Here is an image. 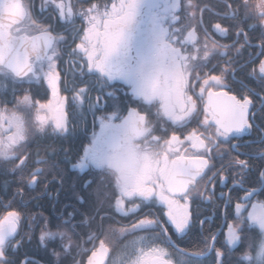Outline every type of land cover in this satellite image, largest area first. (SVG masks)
<instances>
[{
  "label": "snow or ice",
  "instance_id": "6c2138e0",
  "mask_svg": "<svg viewBox=\"0 0 264 264\" xmlns=\"http://www.w3.org/2000/svg\"><path fill=\"white\" fill-rule=\"evenodd\" d=\"M47 2L57 11V22L63 21L64 25L70 26L74 47L67 52L69 59L64 63L68 65V71L64 75L66 77L69 72L72 75V99L78 106L86 103L100 126L99 132L93 133L91 142L84 148L83 155L72 163V168L98 170L101 186L107 193L111 185L114 207L124 216L140 211L141 205L157 206L161 211V216L146 214L130 228L120 231L154 232L153 240L163 236L167 244L176 249L178 260L175 264H204L209 256L213 258L211 264H231L232 249L238 244L243 247L245 243L247 249L240 260L264 264V199L258 196L264 190V169L254 168L249 160L239 156L229 160V167H238L240 177L232 178L231 191L243 189L245 195L235 204V219L227 225L224 242L220 241L223 233L217 229L203 237V247L191 251L180 249L167 235L169 229L164 226L171 225L180 237L191 232L195 226L191 211L194 193L206 200H211L214 195L209 194L208 185L200 191L205 177L209 184H214L218 178L220 187L226 186L224 176L220 175L222 169L208 176L213 154L223 158L222 144L229 146V154L239 152L242 145L231 141L250 134L254 127L250 122L253 119L250 116L252 100L247 95L241 99L231 94V90L224 91L227 88L224 73L235 74L233 62L227 61L228 67L221 69L219 75L213 74L216 66L205 72L218 45L213 41L209 48L210 36L208 29L203 27V20L196 26L183 25V16L195 19L196 11L203 9L193 0H103L102 3L81 0L87 7L79 9L71 0ZM224 8L225 19L235 20L243 8L245 19L254 16L264 24V0H242L239 4L224 0ZM77 18L79 27L75 23ZM254 27L249 26L250 29ZM200 28L203 38L198 34ZM213 28L221 36L228 35L229 29L220 23ZM241 34L247 43V33L240 29L237 37ZM260 41L261 53H264V32ZM65 43V35L56 32L51 24L40 23L34 18V4L30 0H0V77L14 85L13 96L15 86L47 81L53 97H58L59 85L63 82V70L58 61L62 55L60 46ZM234 46L219 45V48ZM219 55H227V52L221 51ZM257 73L264 83V60L252 69V75ZM86 76H94L101 83L100 95L95 99L90 95L93 89L87 85L76 87V80L84 83ZM116 82L126 85L140 103L154 106L157 122L153 123L150 112H141L135 107L127 108L126 115L116 105L111 111L106 109L103 98L114 97V92H105L104 88H115ZM5 87L0 84V88ZM197 100L202 105V120L199 119L201 111ZM24 109H33L34 115L26 119ZM97 111L101 112L98 117ZM161 121L173 128L171 135ZM193 122L197 126L185 134L183 129ZM46 126L56 133L68 131L63 99H58L53 107L52 101L48 104L33 102L26 93L12 110L0 107V162L11 165L10 168L0 167V174L19 172L23 182L22 174L30 166V153L25 151L30 132L33 129L43 132ZM177 131L181 134L177 135ZM260 131L264 132V129ZM260 142L264 143V136ZM260 156L264 159V153ZM65 158L66 162H71L67 150ZM35 164L42 166L28 173L27 187L38 185L39 178L52 171H56L53 179L60 178L63 183L55 151L47 158H38ZM249 181L258 187L245 188ZM92 183L89 180L86 186ZM4 184L7 187L8 181ZM15 195L22 196L21 189L18 188ZM220 197L226 208L231 207V195L221 191ZM80 200L84 202L83 197ZM137 200L140 204L135 203ZM126 203L132 206L126 207ZM4 207L10 208L11 202ZM75 212L73 209L68 216L72 217ZM20 219L21 214L15 210L0 216V264H16L11 257L21 244L15 240ZM211 222L212 217L199 221L201 235L205 224ZM66 223H53L45 218L39 238L41 244H46L47 240L60 237L62 252L55 249L51 252L59 264H63L62 254L66 258L72 248ZM249 227L259 229L258 242L246 234ZM218 243L220 247L216 246ZM107 253L105 241L100 240L99 250L92 251L88 264H104ZM21 264H40V261L26 254ZM127 264H174V261L168 248L148 244L147 237L141 236L132 242Z\"/></svg>",
  "mask_w": 264,
  "mask_h": 264
},
{
  "label": "flooded vegetation",
  "instance_id": "af4514ba",
  "mask_svg": "<svg viewBox=\"0 0 264 264\" xmlns=\"http://www.w3.org/2000/svg\"><path fill=\"white\" fill-rule=\"evenodd\" d=\"M34 4V18L43 24H51L56 32H60L67 38V43L60 46L61 60L58 61L59 68L62 69L61 78L62 83L59 85L58 97H53L52 90L49 88L47 81H34L32 83H24L22 86H15L16 92L13 96L11 90L12 110L16 102L27 93L31 96L32 101H38L40 104H48L52 101L53 107L56 106L58 99H63V110L67 113V127L68 131L65 133H56L51 127L45 128L43 132L32 130L30 132L29 140L26 142L25 151L30 153L29 167L22 174L24 179L21 182V173L9 172L7 175L0 174V216H3L6 211H18L21 214L20 224L18 226V235L15 240L21 241V244L15 249L13 256L16 264H21L25 260L26 254L40 261V264H59L57 257L52 256V249L62 252L61 239L57 237L55 240H47L46 244L40 243L41 228L43 221L47 218L53 223L67 222L66 230L72 239V248L70 255L65 258L62 254L61 259L63 264H88V259L92 255V251H98L100 240H104L108 247V253L104 258V264H127V258L132 252V242L141 236L147 237L148 244H157L161 247H166L172 254L175 262L178 260L176 249L167 244L163 236L153 240L154 232L144 231H125L121 232L122 228H130V226L139 219L144 218L146 214L151 213L154 216H161V211L157 206L141 205L140 211L136 213H129L127 216L117 212L114 207V194L111 185L105 189L100 184V176L96 169H73L72 163L76 162L79 156L83 155L84 148L91 142L93 133H98L100 130L99 121L94 119L93 112L88 109L87 104L78 106L73 101L72 75L69 72L65 77L64 73L68 71V65L64 63L69 58L67 52L74 47L70 26L64 25L63 21L57 22L58 13L55 8L47 2V0H30ZM67 2V0H66ZM102 3L103 0H96ZM193 2L203 11H196L195 19L189 18L187 15L182 17L183 25L192 24L196 26L200 20H203V27L208 29L210 39L208 41L209 48L212 42L215 41L218 45L217 51L214 52L210 58V63L204 69L209 71L213 66H216V71L213 74H220L221 69L228 67L227 61H232V67L235 68V74L231 71L224 73V83L227 88L224 91L231 90V94L236 95L237 98H243L245 95L252 100L250 108V116L253 118L250 122L254 127L250 134H244L239 139H233L232 144L242 145L237 151H231L229 154V146L227 144L221 145V153H224L223 158L213 154L211 160V171H220L226 181V186L221 188L219 179L217 178L214 184H209L207 177L200 185V191H204L205 185H208L209 194L214 193L211 200L202 199L194 193L193 202L191 203V211L193 212V219L195 226L187 235L180 237L176 234L171 225L164 226L169 229L168 236L176 241L180 249L193 250L196 247H203V237L208 236L210 232H216L219 229L223 235L220 236V241L224 242L227 235V225L235 219V204L239 202V198L245 195L243 189L238 192H233L232 178L239 172L238 167H229V160L239 156L240 159L249 160V163L254 167L264 169V159L261 158L260 153H264V143L260 142L261 136L264 132V83L261 82L259 74L252 75V69L259 65L261 60H264V53L260 49V37L264 32V24L254 16L245 19L244 9L241 8L238 17L233 19L224 18V0H193ZM242 0H234L235 4L241 3ZM71 3L76 9L87 7L82 4L81 0H71ZM43 9V10H42ZM76 26H80L79 18L75 21ZM220 23L223 27L229 29L227 36H221L214 31L213 26ZM254 25V28H249ZM69 30L66 31L65 29ZM243 29L244 33L248 35V42L245 43L244 35L237 37V32ZM198 34L203 38V30L200 28ZM79 41L77 40L76 43ZM219 45H235L228 49H221ZM243 45V47H241ZM239 49V52H237ZM226 51L227 55H219V52ZM87 85L91 89L90 95L95 99L100 95L99 89L101 83L97 81L94 76L84 77V83L79 79L76 80V87H84ZM14 85L11 83V89ZM105 92H114V97L103 98L102 103L109 111L113 110L112 106L119 107L123 114H127V108L135 107L141 112H150L152 114L153 123L157 122L155 116L156 108L154 106H147L137 101L130 90L122 82H116V87H105ZM198 91V89H197ZM195 99V97H194ZM0 105L1 101H0ZM198 110L201 111L199 119H203L202 105L197 100ZM23 114L26 119L34 115L33 109H24ZM95 115L98 117L101 112L97 111ZM118 122V121H117ZM165 128H168V134L171 135L173 128L163 121L160 122ZM193 122L188 128L183 129L186 134L191 131L192 127H196ZM200 130H203L202 128ZM157 134H160L159 132ZM177 135L181 132L177 131ZM181 139L183 136L181 135ZM71 144L73 146V153L68 152V159L71 162H66L65 150L60 146ZM55 151V161L59 165L60 176H62L63 183L60 178L53 179L56 171L46 173L39 178L40 183L32 187H27L28 173L36 167L42 165L35 164V161L40 157H49ZM214 166V167H213ZM0 167H8L11 165H4L0 162ZM258 176V173L253 176V179ZM8 181L5 187L4 181ZM92 180L90 186H86V182ZM245 188L258 187V185L251 181L246 182ZM21 189V195H15L17 189ZM232 196L231 207L226 208L224 199L220 197V192ZM260 199H264V190L258 193ZM80 197H83L82 203ZM11 202L10 208H5ZM135 203L140 204L137 200ZM130 203H126V207H131ZM73 209L76 212L72 217L68 213H72ZM227 214V219L225 215ZM205 217H212L211 223L205 224V231L200 234L199 221L204 220ZM163 219V217H162ZM156 231H159L158 229ZM248 231V230H247ZM90 237H93L90 239ZM220 247L218 243L216 245ZM241 245H236L232 252V263L235 264L241 257ZM47 248V252H45ZM11 251V249H10ZM212 257L205 259V264H211ZM231 262V260H230Z\"/></svg>",
  "mask_w": 264,
  "mask_h": 264
},
{
  "label": "trees",
  "instance_id": "16d2710c",
  "mask_svg": "<svg viewBox=\"0 0 264 264\" xmlns=\"http://www.w3.org/2000/svg\"><path fill=\"white\" fill-rule=\"evenodd\" d=\"M0 84H3V85H6L7 87L5 88H0V101H1V104H2V107H7L8 109L12 107V98H11V82L10 81H7V80H4L2 77H0ZM61 149L63 150H67L70 152V154L73 153V146L71 144L69 145H66L65 144L63 146H60ZM247 235L252 239V240H255L256 242H258L259 240V229L258 228H255V227H249L247 229ZM247 249V243L244 244L243 247L240 246V251H241V254L243 253V251H245ZM235 252V251H234ZM232 252V254L234 253ZM229 257V259L231 260V264L232 263V255ZM242 256V255H241ZM205 264V262H204ZM235 264H248L247 261H243V260H240L235 263Z\"/></svg>",
  "mask_w": 264,
  "mask_h": 264
},
{
  "label": "rangeland",
  "instance_id": "374dc122",
  "mask_svg": "<svg viewBox=\"0 0 264 264\" xmlns=\"http://www.w3.org/2000/svg\"><path fill=\"white\" fill-rule=\"evenodd\" d=\"M0 107H2V106L0 105Z\"/></svg>",
  "mask_w": 264,
  "mask_h": 264
},
{
  "label": "water",
  "instance_id": "95a60500",
  "mask_svg": "<svg viewBox=\"0 0 264 264\" xmlns=\"http://www.w3.org/2000/svg\"><path fill=\"white\" fill-rule=\"evenodd\" d=\"M33 259H35V258H33ZM36 260V259H35Z\"/></svg>",
  "mask_w": 264,
  "mask_h": 264
}]
</instances>
